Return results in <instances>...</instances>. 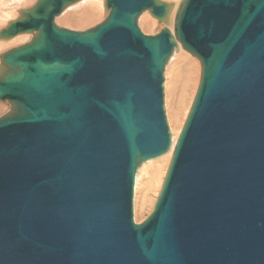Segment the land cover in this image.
<instances>
[{
    "label": "water",
    "instance_id": "95a60500",
    "mask_svg": "<svg viewBox=\"0 0 264 264\" xmlns=\"http://www.w3.org/2000/svg\"><path fill=\"white\" fill-rule=\"evenodd\" d=\"M79 0H36L0 30V264H264V0H105L83 31L54 19ZM199 59L174 146L165 69ZM173 146V147H172ZM169 164L134 222L136 173Z\"/></svg>",
    "mask_w": 264,
    "mask_h": 264
},
{
    "label": "rangeland",
    "instance_id": "374dc122",
    "mask_svg": "<svg viewBox=\"0 0 264 264\" xmlns=\"http://www.w3.org/2000/svg\"><path fill=\"white\" fill-rule=\"evenodd\" d=\"M90 1L93 0H82L78 1V4L76 3L74 5H69V7H67V9L65 8L61 12V14L58 15V17L55 19V24L60 27L75 31H83L96 26L97 24L102 22L107 16V11H105L104 9L105 0H99V5H97L94 10L95 14L93 16L92 23L78 24L75 23V19L72 20V22L67 23V21H70L71 19L70 16H73L74 18L83 17L80 15L79 12L83 8V6L89 4ZM166 1H168V3L177 2V0ZM180 1L181 0H179L178 2L180 3ZM35 2L36 0H0V30L4 28L9 21L13 20L14 17H18L20 15L21 10L30 8L34 5ZM141 16L142 15H140L138 18V26L140 30L144 34H154L157 29V26H154V28L151 29L148 27L147 24L141 25ZM148 16L151 19L156 20L153 16L149 14ZM61 17L62 20L64 18L65 20L60 22L59 19ZM170 28L172 29V27ZM25 34H18L8 40L0 39V55L8 49L28 42L33 36L29 33ZM180 50L184 52L183 56H187L183 57V59H181V57H172L173 59L170 58L165 69V106L169 128L172 131L173 136H177L178 131H180V129L182 128L184 119L186 117L185 114L187 113L190 107L192 98L196 91L195 89H197L201 70V66L197 58L190 55L187 51L183 50L182 48ZM182 60L184 63L182 62ZM191 63L194 64L192 65ZM172 79L173 81H171ZM4 104L7 105L5 106ZM10 109L11 104L8 101H0V116L5 114ZM168 152L162 155L161 157L145 162L144 165L141 164V166L139 167L140 171L138 170L137 174H139V172H141V174L139 176V182L137 184L135 183V185L139 186H136L134 194V222L136 223L142 221L145 218L157 197L165 175L164 173L166 172L165 169L167 170L166 167H168L167 165H162V163L160 164V161L161 158L167 156ZM149 162L157 163L160 166V168H158L159 170L153 169L154 166H149L147 167L148 169H143V167H145V164ZM148 186L149 188H147Z\"/></svg>",
    "mask_w": 264,
    "mask_h": 264
},
{
    "label": "bare ground",
    "instance_id": "6f19581e",
    "mask_svg": "<svg viewBox=\"0 0 264 264\" xmlns=\"http://www.w3.org/2000/svg\"><path fill=\"white\" fill-rule=\"evenodd\" d=\"M79 1H82V0H79ZM86 1V0H85ZM162 1H164V0H162ZM172 1V0H171ZM179 0H177V2H173V3H171L170 1V11L168 12V16H167V18H166V23L164 22V21H161V22H159L158 21V19H156L155 17H154V19H156V20H153V19H151L149 16H148V14L150 15V13H149V11L147 10V11H144L143 13H141V18H140V22H141V25H143V24H147L148 25V27L149 28H154V26H157V29H159L160 27H161V25H165V26H167V27H172L173 26V22H174V16H175V13H176V10H177V7H178V5H179V2H178ZM165 2H168V1H166L165 0ZM77 3V2H76ZM76 3H74V4H76ZM99 3V0H93V1H90V3L89 4H87V5H85V6H83V8L81 9V11L79 12L80 13V15L81 16H83V17H81V18H74L73 16L71 17L70 16V21H67V23L68 22H72V20H74L75 21V23H78V24H87V23H92L93 22V16H94V10H95V8H96V6L97 5H99L98 4ZM73 4V5H74ZM78 4V3H77ZM83 4V3H82ZM72 5V4H71ZM67 7H69V6H67ZM67 7H66V9H67ZM146 13H148V14H146ZM61 14V13H60ZM59 14V15H60ZM58 16H56L55 17V19L57 18ZM17 17H14L13 18V20L14 19H16ZM55 19H54V22H55ZM65 20V18L62 20V17L59 19V21L61 22V21H64ZM69 20V19H68ZM74 24V23H73ZM157 29H156V31H157ZM171 29V28H170ZM172 30V29H171ZM156 31L154 32V33H156ZM26 35V34H25ZM20 37V36H19ZM181 49V46L179 45V48H178V50L177 51H175L174 53H173V55H175V56H171V59H173L172 57H181V59H183V57H186L185 55L183 56V51H181L180 50ZM184 50V49H183ZM191 55V54H190ZM193 56V55H192ZM195 57V56H194ZM196 58V57H195ZM180 59V58H179ZM178 59V60H179ZM180 59V60H181ZM199 60V59H198ZM179 62H181V61H179ZM178 62V63H179ZM182 62H183V60H182ZM190 62H191V59H190ZM184 63V62H183ZM192 64V63H191ZM194 64V63H193ZM192 64V65H193ZM199 64H200V62H199ZM197 65V64H196ZM195 66V65H194ZM179 72V71H178ZM171 81H173V79L171 80ZM175 81V80H174ZM166 90V89H165ZM196 90V89H195ZM196 92V91H195ZM185 93V92H184ZM195 95V94H194ZM193 98H194V96H193ZM193 98H192V101H193ZM192 101H191V103H192ZM5 106L7 105V104H4ZM178 105V104H177ZM190 106H191V104H190ZM190 108V107H189ZM188 111H189V109H188ZM188 111H187V113L185 114V116H187V114H188ZM186 118V117H185ZM185 120V119H184ZM184 123V122H183ZM178 133H179V131H178ZM178 133H177V136H178ZM177 136L175 135V136H172V145L174 146V143H175V141H176V138H177ZM172 146V147H173ZM172 147H171V149L169 150V152H168V154H167V156H164L163 158H161V161H160V164L162 163V165H167L168 166V163H169V160H170V157H171V154H172ZM161 157V156H160ZM158 158V157H157ZM155 159V158H154ZM149 160H152V159H149ZM149 160H147V161H149ZM147 161H145V162H147ZM144 162V163H145ZM144 163H142L143 165H144ZM149 166H154L153 167V169H155V170H159L158 168H160V166L157 164V163H154V162H149V163H147V164H145V167H143V169H148L147 167H149ZM167 168V167H166ZM139 171H140V169H138ZM138 170H137V173H138ZM165 171H166V169H165ZM136 173V178H135V183L137 184L138 182H139V176H140V174H141V172H139V174H137ZM166 173V172H165ZM164 173V174H165ZM165 176V175H164ZM149 178H150V176H149ZM150 182V181H149ZM141 183V182H140ZM151 183V182H150ZM150 183H148V184H150ZM161 185H162V183H161ZM136 186H139V185H135V190H136ZM161 187V186H160ZM147 188H149V186L147 187ZM141 210V209H140Z\"/></svg>",
    "mask_w": 264,
    "mask_h": 264
}]
</instances>
